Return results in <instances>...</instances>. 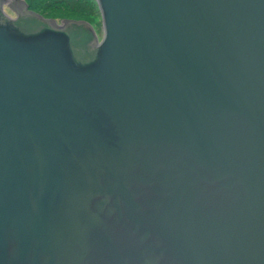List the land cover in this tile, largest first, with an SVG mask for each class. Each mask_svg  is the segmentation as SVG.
I'll return each mask as SVG.
<instances>
[{"label": "water", "instance_id": "1", "mask_svg": "<svg viewBox=\"0 0 264 264\" xmlns=\"http://www.w3.org/2000/svg\"><path fill=\"white\" fill-rule=\"evenodd\" d=\"M95 1L0 0V264H264V0Z\"/></svg>", "mask_w": 264, "mask_h": 264}, {"label": "trees", "instance_id": "2", "mask_svg": "<svg viewBox=\"0 0 264 264\" xmlns=\"http://www.w3.org/2000/svg\"><path fill=\"white\" fill-rule=\"evenodd\" d=\"M28 8L55 20H85L93 25L100 22V13L95 0H24Z\"/></svg>", "mask_w": 264, "mask_h": 264}, {"label": "rangeland", "instance_id": "3", "mask_svg": "<svg viewBox=\"0 0 264 264\" xmlns=\"http://www.w3.org/2000/svg\"><path fill=\"white\" fill-rule=\"evenodd\" d=\"M5 11L9 14L12 15V12L9 11V9L7 7H5ZM57 22H60V19H57ZM94 27V29L97 32L98 38L100 39L102 37V25H101V21L99 22V24L97 25L96 23H93L92 25Z\"/></svg>", "mask_w": 264, "mask_h": 264}]
</instances>
